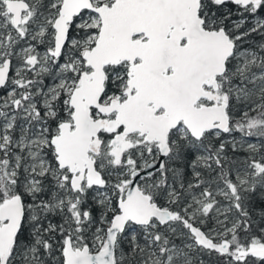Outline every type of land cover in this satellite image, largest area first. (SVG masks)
I'll return each mask as SVG.
<instances>
[{"label":"snow or ice","instance_id":"1","mask_svg":"<svg viewBox=\"0 0 264 264\" xmlns=\"http://www.w3.org/2000/svg\"><path fill=\"white\" fill-rule=\"evenodd\" d=\"M264 264V0H0V264Z\"/></svg>","mask_w":264,"mask_h":264},{"label":"trees","instance_id":"2","mask_svg":"<svg viewBox=\"0 0 264 264\" xmlns=\"http://www.w3.org/2000/svg\"><path fill=\"white\" fill-rule=\"evenodd\" d=\"M203 259L206 261V264H210L211 258L208 256L203 257Z\"/></svg>","mask_w":264,"mask_h":264}]
</instances>
